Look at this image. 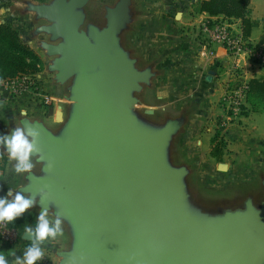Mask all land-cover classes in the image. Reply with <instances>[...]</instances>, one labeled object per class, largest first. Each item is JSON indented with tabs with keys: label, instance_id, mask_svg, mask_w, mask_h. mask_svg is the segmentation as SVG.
Returning a JSON list of instances; mask_svg holds the SVG:
<instances>
[{
	"label": "water",
	"instance_id": "1",
	"mask_svg": "<svg viewBox=\"0 0 264 264\" xmlns=\"http://www.w3.org/2000/svg\"><path fill=\"white\" fill-rule=\"evenodd\" d=\"M90 1L27 6L44 22L34 34L47 37L39 46L52 58L48 71L57 84L69 83L58 130L27 116L0 126V136L27 121L40 133L43 159L32 157L38 168L25 173L18 191L37 196L38 215L43 192L49 215L64 219L69 244L57 252L58 264H264V180L257 202L248 196L214 210L198 205L190 171L172 158L185 120L155 121L140 108L138 96L155 73L138 68L122 43L132 0L105 7L101 28L86 23Z\"/></svg>",
	"mask_w": 264,
	"mask_h": 264
},
{
	"label": "crops",
	"instance_id": "2",
	"mask_svg": "<svg viewBox=\"0 0 264 264\" xmlns=\"http://www.w3.org/2000/svg\"><path fill=\"white\" fill-rule=\"evenodd\" d=\"M201 1L142 0L146 9L145 20L132 33L131 47L126 49L137 60L138 68L151 67L155 73L150 87H145L138 96L140 108L151 111L155 121L185 120L172 144L174 164L188 168L190 187V178L192 180L194 176L198 185L220 192L250 184L264 173V110L250 112L239 125L229 128L223 137L225 148L220 161L212 157V140L217 133L220 134L221 82L229 62L220 48H216L215 61L199 54L194 34L197 25L209 16L194 12L195 4ZM249 11L255 25L248 39L253 44H264V0H249ZM140 62L144 65L141 66ZM4 107L5 111L11 112L26 109L28 118L38 120L37 107L31 95L24 94L11 101L0 99V109ZM9 120L12 121V117H7L8 124ZM51 121L55 124L54 119ZM7 159L5 172L0 174V190L7 193L11 189L15 193L24 185L22 177L25 174L14 173L15 161ZM37 168L35 164L33 170ZM37 216L38 211L30 208L13 221L20 233V242L9 248L0 244V253L5 254L10 262L14 259L12 252L22 257L29 246L30 241L23 239V226L25 223L32 226ZM63 228L64 236L49 239L42 245L43 258L48 259L50 264H58L57 252L65 250L69 244L66 228Z\"/></svg>",
	"mask_w": 264,
	"mask_h": 264
},
{
	"label": "rangeland",
	"instance_id": "3",
	"mask_svg": "<svg viewBox=\"0 0 264 264\" xmlns=\"http://www.w3.org/2000/svg\"><path fill=\"white\" fill-rule=\"evenodd\" d=\"M50 2L51 0H0V23H7L11 25L15 30H17L19 32L21 40L27 46H29L41 59L42 67L40 69V72L38 73L41 78L40 90L42 96L46 97L48 100H44L43 97H39L37 100H35V98L33 97L32 98L35 106L37 107L38 120L43 121L47 126H49V128L55 131L58 130L60 124H52L51 119L55 120L54 113L57 110L64 113L63 116H65L66 118V109H68V106L66 104L67 98L69 96V83H66L64 85L57 84L54 80L55 74L48 71V66L52 61V58H47L39 46V42L47 41V37L43 34H34L36 28L39 25L44 24V22L37 21L35 19V15L27 10L28 4L38 5L48 4ZM116 2L117 0H91L86 5L84 10V13L86 15V23L93 24L101 28L105 24V7H111ZM131 9L133 12V22L130 25L129 29L122 35V43L125 48L131 47L130 37L132 33L135 32L140 26V23L145 20V18L143 19V17H145L146 9H144L142 5V0H132ZM138 54L142 55L140 52H138ZM140 65L143 66L144 63L140 62ZM140 65L139 67H141ZM7 101H11V98ZM0 111V126L3 130H7L8 128V123L6 122L7 117H12V121L14 122L21 118L20 111H5V107L3 108V110L0 109ZM142 113L144 116L148 115L147 118L153 119V114L151 111H149L147 114V112L143 110ZM46 119H48L49 121ZM64 123L65 119L62 124ZM234 126H236V124ZM231 127H228L224 131H220V135L225 137L226 131ZM0 154L4 155L2 150H0ZM23 178L24 176L22 177V180L24 181ZM263 180L264 173L260 174L259 178L250 184L244 186H233L229 188L230 190L220 192L212 191L213 188L208 186L202 187L198 185L194 179V176L192 180L190 178V183L191 189L194 193V197L198 201V205L204 209L214 210L218 207L240 204L248 196L252 197L256 202L259 201L262 197L261 182ZM44 260L43 263H40L38 261V264H50V261L48 259Z\"/></svg>",
	"mask_w": 264,
	"mask_h": 264
},
{
	"label": "built area",
	"instance_id": "4",
	"mask_svg": "<svg viewBox=\"0 0 264 264\" xmlns=\"http://www.w3.org/2000/svg\"><path fill=\"white\" fill-rule=\"evenodd\" d=\"M195 38L199 54L211 61L217 58L216 48L225 52L228 64L221 82L222 95L219 101L220 131L239 124L245 116L242 108L247 105L249 81L264 78V44H253L245 37L239 20H230L223 15L208 16L196 28ZM39 75H18L0 81V99L9 100L21 95H31L35 100L43 97L40 90ZM48 103V102H47ZM21 240L16 225L0 223V244L16 246ZM42 258L37 260L43 263ZM45 261V260H44Z\"/></svg>",
	"mask_w": 264,
	"mask_h": 264
},
{
	"label": "clouds",
	"instance_id": "5",
	"mask_svg": "<svg viewBox=\"0 0 264 264\" xmlns=\"http://www.w3.org/2000/svg\"><path fill=\"white\" fill-rule=\"evenodd\" d=\"M20 114L21 116H27L28 112L26 109H21ZM39 136L40 133L37 127L28 121L22 127H15L11 135L0 136V146L7 151L9 159L15 161L14 173L32 174L35 167L32 160L33 156L39 158L36 163H41L43 158L40 155ZM52 167V162L49 161L47 164L48 170H51ZM9 197H12L11 200H9ZM44 198L45 195L41 192V210L36 217L35 227H30L27 223L23 226L25 237L30 241L29 246L24 250L23 256H15V253L12 252L14 259L10 262L5 254L0 253V264H35L37 260L42 259L44 256L42 245L45 241L64 236V219L56 212L52 216L49 215L50 209L44 207L41 203ZM36 204V195L23 190L13 193L9 189L6 195L0 198V223H12ZM8 251L11 252V249Z\"/></svg>",
	"mask_w": 264,
	"mask_h": 264
},
{
	"label": "trees",
	"instance_id": "6",
	"mask_svg": "<svg viewBox=\"0 0 264 264\" xmlns=\"http://www.w3.org/2000/svg\"><path fill=\"white\" fill-rule=\"evenodd\" d=\"M194 12L206 13L209 16L223 15L230 20H239L245 37H249L255 25L250 18L249 0H203L195 4ZM41 67V59L21 40L19 32L7 23H0V81L18 75H38ZM246 103L247 105L242 108L245 117L250 112L264 110L263 77L249 81ZM212 142L214 147L211 155L220 161L225 148L224 138L217 133ZM7 160L3 154H0V174H4ZM2 245L9 248L6 244Z\"/></svg>",
	"mask_w": 264,
	"mask_h": 264
},
{
	"label": "flooded vegetation",
	"instance_id": "7",
	"mask_svg": "<svg viewBox=\"0 0 264 264\" xmlns=\"http://www.w3.org/2000/svg\"><path fill=\"white\" fill-rule=\"evenodd\" d=\"M8 122H9V124H10V123H11V120H9ZM9 124H8V125H9Z\"/></svg>",
	"mask_w": 264,
	"mask_h": 264
}]
</instances>
